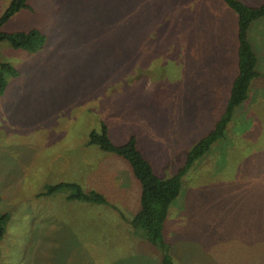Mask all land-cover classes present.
Returning a JSON list of instances; mask_svg holds the SVG:
<instances>
[{
  "label": "rangeland",
  "instance_id": "374dc122",
  "mask_svg": "<svg viewBox=\"0 0 264 264\" xmlns=\"http://www.w3.org/2000/svg\"><path fill=\"white\" fill-rule=\"evenodd\" d=\"M9 2L0 0V15ZM27 4L2 31L36 28L43 47L0 42V63L18 72L0 96V264H160V250L129 222L139 182L89 134L105 124L114 144L133 135L154 173L173 175L225 108L235 12L222 0ZM248 36L259 76L224 137L182 176L165 221L173 264H264V18ZM61 182L107 202L68 199L67 188L42 194Z\"/></svg>",
  "mask_w": 264,
  "mask_h": 264
},
{
  "label": "trees",
  "instance_id": "16d2710c",
  "mask_svg": "<svg viewBox=\"0 0 264 264\" xmlns=\"http://www.w3.org/2000/svg\"><path fill=\"white\" fill-rule=\"evenodd\" d=\"M28 0H10L9 5L0 15V42L8 41L13 48L27 52H36L43 47L46 36L36 28L28 31L4 32L2 27L19 10L29 8ZM236 14V73L230 84L225 108L218 117L213 128L200 138L186 153L184 163L177 171L167 178L157 176L149 161L137 147L135 137L130 136L124 143L114 144L107 135L105 124L102 131H91L89 144L96 145L100 150L122 158L130 167L133 177L140 184L139 209L130 219L134 228L144 230L147 242L160 250V264H173L171 245L165 238V221L169 207L181 191L182 176L199 158L209 151L212 144L224 137L233 117L234 109L247 98L252 80L259 76L256 71L257 56L249 40L248 32L254 21L264 18V1L259 5H249L240 0H222ZM18 72L9 63H0V96L7 87V75L16 76ZM261 144L255 145L260 152ZM257 167V165L253 166ZM253 181H256L253 180ZM67 188L71 192L66 196L71 200L105 204L107 199L97 191H84L77 183H58L48 187L42 194H52ZM7 214L0 215V237L4 234Z\"/></svg>",
  "mask_w": 264,
  "mask_h": 264
},
{
  "label": "crops",
  "instance_id": "0c3cea01",
  "mask_svg": "<svg viewBox=\"0 0 264 264\" xmlns=\"http://www.w3.org/2000/svg\"><path fill=\"white\" fill-rule=\"evenodd\" d=\"M252 48H253V46H252ZM254 50V49H253ZM255 52V51H254ZM255 54H256V52H255Z\"/></svg>",
  "mask_w": 264,
  "mask_h": 264
}]
</instances>
